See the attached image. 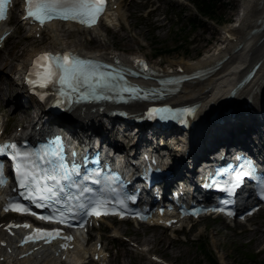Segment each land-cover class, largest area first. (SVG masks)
Returning <instances> with one entry per match:
<instances>
[{"label": "bare ground", "instance_id": "6f19581e", "mask_svg": "<svg viewBox=\"0 0 264 264\" xmlns=\"http://www.w3.org/2000/svg\"><path fill=\"white\" fill-rule=\"evenodd\" d=\"M238 4L239 11L237 20L220 28V43L215 51L207 53L196 60L177 62L176 64L172 63L165 66L162 61H151L150 67L151 69L154 68L156 73L151 74L154 79L160 74L171 75V72L178 70L186 71L190 75H194V78L189 81H184L174 92L168 93L165 96V100L159 102V104L165 102L172 104L195 103L199 114L205 111L208 105H211L210 109L212 110L232 106L237 107L245 103V99L247 98L252 100L256 106L260 107L262 105V101L264 100V0H239ZM126 16L127 14L123 8V4L116 1L112 2L109 13H107L106 23L104 24L116 26L119 21H125ZM23 23L22 19H19L17 26H23ZM100 25L88 29L72 23L60 24L52 22L44 29L29 28L28 34L33 36L40 35L39 39L50 40V43L45 47L35 45L36 47L28 48L25 57L22 58L19 57V52L14 48L7 50L8 57L0 56V99L5 100L7 104L14 103L17 106L11 114L12 118H17L18 121L22 122H28L30 120L29 117L32 110L25 105L23 107L22 100L15 95L24 97L22 95L24 88L20 86L22 79L18 78V76H21L26 71L29 62L39 51L52 49L62 51L68 46L79 53L116 59L127 64H130L134 55H141L138 54L140 53L139 51L128 54L125 51L116 49L115 44L110 39H107L105 44L101 43L98 48L89 47L83 39H78L79 36L90 34L97 40L98 36H104V31L107 35H111L109 28H105L103 24ZM5 29L11 30L12 28L5 24ZM117 33L112 34V37H119ZM123 36L122 39H127V34ZM140 36V33H138L133 37L134 41H139ZM71 37L77 39H73L72 44H69L66 39ZM257 62H259V66L252 78L242 88H236L235 96L228 98L231 90L239 80ZM6 69H8V73H5ZM13 86L20 87V91L17 90L16 92L17 94L14 92ZM11 89H13V92H11ZM11 96H14V100H11ZM145 106V102L134 103L128 105L127 109L133 112L142 110ZM76 113L78 115H75ZM37 115H39V112ZM72 116L76 117L78 123L81 122L80 125H89L101 118L100 114L92 110V107H85L82 111H75ZM41 118L43 117L40 116ZM251 127L249 126V128ZM202 128L203 125L196 124L195 131L202 132ZM255 132L257 130L253 127L248 129V134ZM206 133H203L204 136L201 137V142L198 144L208 148L214 142L207 141V138L205 140ZM12 135L17 136L19 132L15 131ZM230 135L232 138L234 137L233 134ZM114 233L117 234L118 231ZM249 233L257 240H264V231L261 228L250 230ZM158 240L159 244H162V242L166 241V238H159ZM150 241L145 240L144 244H148ZM10 247L12 253H9L8 249L0 247V264H54V261L50 258V252L47 250H39L28 257H18L14 249L15 244L12 243ZM164 251H168V248ZM76 252L80 254L85 253L82 245H78ZM75 264L80 263L76 261Z\"/></svg>", "mask_w": 264, "mask_h": 264}, {"label": "snow or ice", "instance_id": "6c2138e0", "mask_svg": "<svg viewBox=\"0 0 264 264\" xmlns=\"http://www.w3.org/2000/svg\"><path fill=\"white\" fill-rule=\"evenodd\" d=\"M9 0H0V20L6 18L5 4ZM105 8V0H26V18L33 22L44 25L52 19L74 20L89 27L97 23ZM145 68L148 67L144 61H138ZM123 81L125 89L130 92L136 90L135 86H128L124 80L123 70L113 69L112 65L102 61L81 57L78 54L63 52H42L38 54L28 73L27 82L33 91L45 89L48 86L57 88L58 95L68 99L76 96L80 100L113 98L105 97V90L115 89L117 84ZM43 98L45 93L38 91ZM123 98V97H121ZM61 107L64 102L57 100ZM151 114L159 115L167 119V113L173 110L167 106L163 108H152ZM189 112L191 109H184ZM26 144V142H25ZM0 153L6 154L14 162V172L19 187V198H26L37 204L40 208H48L51 214L42 215L44 220H59L64 222L66 215L83 212L88 214H101V210L114 211L110 208L109 201L104 193L93 187L105 185L106 180L102 178L103 169L94 171H81L76 161H68L63 150L62 140L54 138L51 144H42L28 148H21L15 142L0 143ZM255 165L237 172L233 181V188L243 182V178L251 176ZM264 180V176H261ZM91 181L92 183H88ZM7 183L4 164L0 162V185ZM88 193L87 196L84 194ZM264 195V188L261 190ZM14 197L10 200L5 210L20 212H32V209L20 199ZM124 204V200L119 201ZM35 214V213H34ZM24 227H30L27 223ZM11 230L12 225L7 226ZM20 227V225H15ZM60 230L34 229L22 243L29 240L47 238L48 242L56 238ZM71 240V237H65ZM67 247V245H64Z\"/></svg>", "mask_w": 264, "mask_h": 264}, {"label": "rangeland", "instance_id": "374dc122", "mask_svg": "<svg viewBox=\"0 0 264 264\" xmlns=\"http://www.w3.org/2000/svg\"><path fill=\"white\" fill-rule=\"evenodd\" d=\"M119 1L122 2L129 17L126 24L123 25V30L118 32L120 29L117 27L110 31L111 35L106 34L107 36L98 37L97 40H93V37L89 35L79 36L78 39H83L92 48H98L101 43L105 44L106 40L110 39L116 49L128 54L139 51L153 62L162 61L164 66L196 60L215 51L220 43V28L233 23L239 11V0H214L213 3L217 4L214 19L212 17L201 18L199 21L196 19L198 15L196 6L191 2L183 0ZM13 24L16 26L15 23ZM115 32H118L119 37H112ZM138 33L141 35L139 41H134L133 37ZM124 34H127V39H122ZM28 35L27 29L18 28L7 43V49L5 48L0 56L8 57L7 50L14 48L22 58L25 57L28 48L35 45L45 47L50 43V40ZM73 39L77 38L71 37L66 40L72 44ZM6 72L8 73V69L5 70ZM14 92H16L15 89ZM12 99L14 100V96H11ZM24 105L30 107L31 110V104ZM13 106L12 103L9 107L12 112L14 111ZM9 109L5 108V116L11 115V112H7ZM120 228L122 233L141 246L149 248L151 253L167 259L171 264H215L214 260L217 262V259L221 264L222 262L227 264H264V240H257L249 233L250 230L257 228L264 231V214L253 219L251 224L237 229L225 228L222 222L214 221L211 218L204 219L198 222L191 234H186L184 240L180 239L179 241L173 240L168 233L161 229L127 227L126 225H121ZM159 238H166V241L159 244ZM145 240L151 241L144 244ZM200 244H205L207 250L214 253L213 261L200 251L198 247ZM166 248L168 251H164ZM135 249L131 251V258L134 259L135 264H143L150 260L149 255H141V250ZM125 261L128 262L129 259L126 258Z\"/></svg>", "mask_w": 264, "mask_h": 264}, {"label": "trees", "instance_id": "16d2710c", "mask_svg": "<svg viewBox=\"0 0 264 264\" xmlns=\"http://www.w3.org/2000/svg\"><path fill=\"white\" fill-rule=\"evenodd\" d=\"M204 5H205L204 9H205L206 12H204V11L202 10V8H200V9L202 10V13L204 14V16H207V15H210V14L215 13V11H213V6H211L210 4H205V3H204ZM200 251H201L203 254H206V255H207L210 259H212V261H213V259H214V258H213V257H214V253L208 251V250H207V247L202 248ZM214 262H215V264H218L215 260H214ZM213 264H214V263H213Z\"/></svg>", "mask_w": 264, "mask_h": 264}]
</instances>
